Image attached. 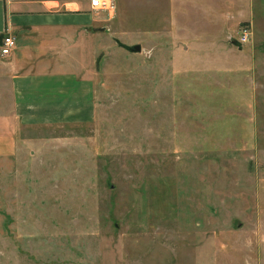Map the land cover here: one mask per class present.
Masks as SVG:
<instances>
[{"label":"rangeland","instance_id":"rangeland-1","mask_svg":"<svg viewBox=\"0 0 264 264\" xmlns=\"http://www.w3.org/2000/svg\"><path fill=\"white\" fill-rule=\"evenodd\" d=\"M114 2L94 120L0 160V264H264V0Z\"/></svg>","mask_w":264,"mask_h":264},{"label":"crops","instance_id":"crops-1","mask_svg":"<svg viewBox=\"0 0 264 264\" xmlns=\"http://www.w3.org/2000/svg\"><path fill=\"white\" fill-rule=\"evenodd\" d=\"M100 13L90 0H0V41L4 34L16 41L9 55H0L1 161L17 156L25 145L33 152L39 142L25 136L26 130L94 120L95 93L86 63L103 46ZM121 31L111 26L108 34Z\"/></svg>","mask_w":264,"mask_h":264},{"label":"built area","instance_id":"built-area-1","mask_svg":"<svg viewBox=\"0 0 264 264\" xmlns=\"http://www.w3.org/2000/svg\"><path fill=\"white\" fill-rule=\"evenodd\" d=\"M90 7L94 11H105L111 14L114 10L113 0H90ZM231 35V34H230ZM237 35V36H236ZM236 36V37H235ZM252 37L250 26L245 24L239 27L234 37L229 36V39L244 45L249 42ZM233 38V39H231ZM16 45L15 37L10 34H4L0 41V55L7 56L11 53Z\"/></svg>","mask_w":264,"mask_h":264},{"label":"water","instance_id":"water-1","mask_svg":"<svg viewBox=\"0 0 264 264\" xmlns=\"http://www.w3.org/2000/svg\"><path fill=\"white\" fill-rule=\"evenodd\" d=\"M235 44L238 46L239 49H241V45L237 42ZM124 48L129 50L130 52H140L141 51V45L140 44H134V45H122Z\"/></svg>","mask_w":264,"mask_h":264}]
</instances>
